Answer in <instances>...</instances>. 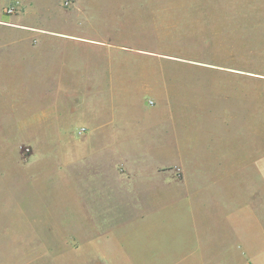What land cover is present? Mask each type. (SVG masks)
I'll return each instance as SVG.
<instances>
[{"label": "rangeland", "instance_id": "rangeland-1", "mask_svg": "<svg viewBox=\"0 0 264 264\" xmlns=\"http://www.w3.org/2000/svg\"><path fill=\"white\" fill-rule=\"evenodd\" d=\"M10 9L13 10L11 14ZM50 11L54 16L48 14ZM0 18L4 19L0 21V32L3 27L21 29L23 25H45L58 31L104 35V39L115 46L132 45L141 51H150L139 53L136 60L195 61L231 67L237 72L235 78L220 74L219 69L184 67L174 63L172 68L157 70L172 74L173 77H167L163 82L153 75V71L148 76L143 69L130 74V65H125L122 74L125 89L137 87L138 90L129 96L125 93V98L137 101L126 102V107L132 109L133 103H139L136 106L139 108L157 107L151 102L155 101L153 96L143 90L144 85L166 83L172 96L177 95V99L166 102L167 105L180 108L179 94L187 103L185 128L188 140L190 137L195 139L198 128L202 130L214 119L210 117L229 111L237 140L262 145L264 151V0H0ZM5 38H1L3 43ZM115 49L112 52H117L120 57L119 48ZM57 56L58 52L53 50L31 52L14 47L0 51V83L8 93L6 98L0 97V264H103L85 260L79 247L69 242L68 229L58 226L70 220L74 235L87 234L92 241L103 232L99 230L100 226L107 227L124 247L123 238L132 235L139 223L137 216L135 218L128 210L134 194L120 190L113 181L107 180L108 172L100 156L68 173L70 149L62 142H69V134L40 133V129L31 123L36 116L29 118V129L22 130L26 111L22 117L19 107L36 102L41 108L47 106L50 99L53 100L47 97L48 92L52 88L55 91L53 82L59 74L63 75L66 84L78 83L84 75L82 70L87 67L92 72L98 70L102 59L99 51L83 48L73 52V70L63 72L55 60ZM40 57L45 59L37 64L23 63L37 61ZM47 83L50 84L44 85ZM97 90L95 96L98 97L85 108L89 114L102 109L101 92ZM67 93L70 95L71 92L68 90ZM63 99L61 108H74L72 96ZM164 103L162 101L160 107H164ZM37 109L38 106L36 109L30 106L28 110L32 111H28V115H35ZM210 110H215V114L210 115ZM80 112L85 113L83 109ZM96 124L100 123L93 126ZM156 124L148 131L132 130L137 133L130 135L136 138L126 142L129 147L125 150L130 156L138 157L139 148L150 153L160 151L161 144L165 143L164 130ZM84 133L83 128L77 135ZM139 133L144 135L138 136ZM232 135L231 132L223 133L225 139ZM54 142L62 144L61 158L57 157L60 160H53L56 156L53 158L52 155L47 159L45 153L48 150L42 148ZM54 173L65 174L64 179L54 180ZM159 187L156 183L153 186L154 189ZM45 188L40 201L37 192ZM144 188L146 185L142 183L136 190L143 192L146 191ZM54 190L56 195L53 197ZM45 205L55 213L44 212ZM157 215V222L170 223L171 231L179 238L190 233L195 239V221L184 208L182 212L178 209ZM53 216H56L55 220ZM151 232L160 236L164 230L153 229ZM132 236L130 241L135 238ZM194 247L195 243L188 244V249Z\"/></svg>", "mask_w": 264, "mask_h": 264}, {"label": "crops", "instance_id": "crops-1", "mask_svg": "<svg viewBox=\"0 0 264 264\" xmlns=\"http://www.w3.org/2000/svg\"><path fill=\"white\" fill-rule=\"evenodd\" d=\"M48 14L54 16L51 11ZM2 20L4 19L0 18V21ZM2 29L0 51L14 47L31 52L53 50L58 52L55 60L63 72L73 70L74 51L85 48L99 51L102 55V59L99 58L101 62L98 70L92 72L91 68H85L82 70L84 75L80 77L78 83L73 81L66 84L63 75L59 74L53 82L55 91L52 88V91L48 92L47 97H52L53 100L50 99L47 106L41 108L40 103L36 102L24 103V106L19 107L22 109L21 116L26 111L25 122L21 123L22 130L29 129V118L36 116L31 123L40 129V133L69 134V142H62L70 149L67 157L68 173L78 168L80 164L100 156L108 172L107 180L113 181L114 186L120 190L134 194L128 210L135 218L137 216L139 223L134 228L133 241H130L132 235L123 238L126 244L124 247L120 240L114 239L115 236L107 227L100 226L99 230L102 229L103 232L92 241L87 234L74 235L70 220L58 226L61 229H68L69 242L79 247L78 251L84 255L85 260L103 264H123L122 261L138 260L149 261L143 264H264L262 145L237 140V131L234 132L230 124L232 117L229 111L223 115L210 117L214 119H211L207 126H203L202 130L201 127L198 128L195 139L190 137L191 140H188L185 128L187 103L183 95L179 94L181 107L173 108L166 102L175 101L177 95L172 96V90L166 83L159 82L154 86L146 84L143 90L153 96L155 101L151 102H155L154 106L157 107L139 108L136 107L139 103H133L131 104L133 108L128 109L126 102L137 101L130 97L125 98V93L129 96L131 92L138 93V90L137 87L125 89V78L123 79L122 75L123 67L130 65L128 68L130 74L143 69L145 75L154 72L153 75L164 82L167 77H173L172 74L157 70L172 68L174 63L184 67L219 69L222 71L220 74L233 75L234 78L236 71H232L231 67L205 62L136 60L135 56L140 57L139 53L147 54L150 51H141L132 45L115 46L111 41L104 39V35L88 36L77 32L58 31L45 25L40 27L23 25L21 29L9 27ZM15 30L20 32H14ZM2 37L7 38L5 43ZM116 47L119 48L120 57L116 55L117 52H112ZM144 57L147 58L148 55ZM44 59L40 57L37 61L26 60L28 62L23 63L37 64ZM38 84L44 87L42 82ZM48 84L50 83L44 85ZM68 90L71 92L70 95L67 93ZM96 90L101 92L103 106L100 111L89 114L85 108L98 97L95 96ZM6 94L8 93L0 83V97L6 98ZM64 96L65 98L72 96L73 109L61 108ZM162 101H165L164 107H160ZM30 106L34 109L38 106L35 115H28ZM82 109L84 114L80 112ZM208 113L213 115L215 110ZM96 122L100 124L93 126ZM155 124L164 130L162 135L165 143L161 144L160 151L150 153L144 148H139L138 157L130 156L125 150L129 147L126 142L136 138L130 135L137 133L132 130L148 131ZM83 128L84 135L78 136V132ZM229 132L233 135L225 139L223 133ZM100 139L103 142H97ZM42 148L48 150L45 153L47 159L52 155L53 158L56 156L53 160H60L57 158H61L59 149L63 148L60 142L48 143ZM237 155L241 157L238 159ZM178 170L180 173H177ZM64 176L65 174H53L54 180ZM142 183L146 185L144 188L146 191H137V186L140 188ZM155 183L160 187L154 189ZM45 190L46 188L42 192L41 190L37 192L40 201L42 200L40 196ZM55 195L54 190L52 196ZM182 208L187 210L190 218L195 221V239L190 233L179 238L171 231L170 223L157 222L158 213L178 209L182 212ZM43 211L52 215L55 213L46 205ZM55 218L56 216H53V220ZM153 229H163L161 235L165 238L159 239L161 235L151 232ZM84 231L87 233L86 229ZM190 243H195V247L188 249ZM115 245L118 247L115 248Z\"/></svg>", "mask_w": 264, "mask_h": 264}, {"label": "built area", "instance_id": "built-area-1", "mask_svg": "<svg viewBox=\"0 0 264 264\" xmlns=\"http://www.w3.org/2000/svg\"><path fill=\"white\" fill-rule=\"evenodd\" d=\"M8 12L11 14V13H13V10H12V9H10Z\"/></svg>", "mask_w": 264, "mask_h": 264}]
</instances>
